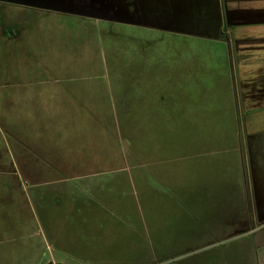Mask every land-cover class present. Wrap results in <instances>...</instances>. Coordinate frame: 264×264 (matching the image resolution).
<instances>
[{
	"label": "rangeland",
	"instance_id": "obj_1",
	"mask_svg": "<svg viewBox=\"0 0 264 264\" xmlns=\"http://www.w3.org/2000/svg\"><path fill=\"white\" fill-rule=\"evenodd\" d=\"M3 2L0 33L32 34L0 40L4 264H22L25 246L27 264H264V136L244 131L238 54L218 39L227 26L217 0ZM49 57L66 73H49ZM56 80H96L126 97L117 158L133 181L84 194L71 183L68 200L32 187L21 157L29 162L49 131Z\"/></svg>",
	"mask_w": 264,
	"mask_h": 264
},
{
	"label": "crops",
	"instance_id": "obj_2",
	"mask_svg": "<svg viewBox=\"0 0 264 264\" xmlns=\"http://www.w3.org/2000/svg\"><path fill=\"white\" fill-rule=\"evenodd\" d=\"M0 3H4L3 0ZM216 4L220 15L218 20L221 25L227 26L218 39L230 41L234 45L232 49L235 48L238 54L236 64L242 90L240 101L246 113L244 131L252 137L264 136V0H217ZM203 12L205 17L207 15L206 19H214L208 18L212 12L208 6L205 5ZM198 19L199 14L193 13L191 23L195 24ZM0 40L5 46L15 45L21 40L32 41V34L2 31ZM50 64L52 62L49 57V73L53 70L58 74L66 73L63 68ZM73 73L80 74L77 70ZM125 98L118 101L112 88L96 80L49 81V131L41 136L43 140L39 142L36 151L30 152L29 162L26 160L30 157H21L22 163L29 169L25 177L31 181L32 187L44 184L66 198L71 183L80 186V193L84 194L88 187L97 189L100 184L111 183L118 178L124 181L122 176L133 181L135 175L130 165L120 163L117 158L119 143L123 144L124 134L119 128L116 106ZM123 108L125 111L122 115H129L128 120H125L128 123L131 120L129 104ZM145 176L142 175L140 180L146 181ZM157 178L160 180L159 174ZM2 218L0 232H5L6 216ZM22 226V221H18L13 223L12 228L15 231ZM49 245L50 250L52 246ZM31 247L34 250L35 247ZM23 249L24 257L18 262L27 264L30 254L31 257L34 255L30 253L31 248L27 250L29 254H26V246ZM6 259L0 257V264L6 263Z\"/></svg>",
	"mask_w": 264,
	"mask_h": 264
},
{
	"label": "built area",
	"instance_id": "obj_3",
	"mask_svg": "<svg viewBox=\"0 0 264 264\" xmlns=\"http://www.w3.org/2000/svg\"><path fill=\"white\" fill-rule=\"evenodd\" d=\"M52 264H55V263H52Z\"/></svg>",
	"mask_w": 264,
	"mask_h": 264
}]
</instances>
